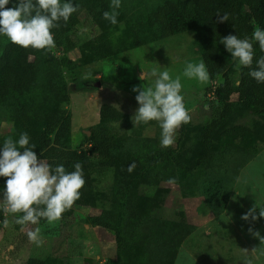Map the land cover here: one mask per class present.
Instances as JSON below:
<instances>
[{"label":"rangeland","instance_id":"1","mask_svg":"<svg viewBox=\"0 0 264 264\" xmlns=\"http://www.w3.org/2000/svg\"><path fill=\"white\" fill-rule=\"evenodd\" d=\"M163 1L120 0L121 6L115 9L117 23L112 24L103 17L105 11L114 10L110 7L112 0H106L104 9L99 0H72L79 9L71 15L67 35L75 47L66 55L75 62L62 69L69 100L63 102L58 98L60 94L56 97L47 90L42 66L30 91H11L0 101V142L3 146L8 138L18 141L24 132L30 139L48 118H59L67 109L71 125L64 144L90 152L89 127L99 122V107L107 103L125 114L119 122L104 124L116 140L115 154L120 160L143 152L170 150L174 159L179 158L191 168L182 169L174 163L148 171L140 168L143 175L138 177L126 176L117 168L94 173L93 187L84 198L87 203L75 202L51 224L45 218L35 225L16 224L22 212L5 216L4 185L0 190V264H24L30 257L51 256L60 258L63 264H117L115 236L89 222L92 214L113 207L124 220L122 229L125 233L128 230L126 237L132 247L120 264H244L246 259L264 264V245L249 232L252 228L264 236V217L255 221L242 219L254 205L264 207V120L245 109L237 93H233L225 119L210 136V158L197 161L204 150L202 126L214 116L208 105L213 103V90L222 77L200 82L183 75L188 63L203 61L201 51L205 45L200 27L151 41L156 28L148 24L147 17ZM173 1L191 7L188 0ZM8 39L0 35V52ZM221 41L213 44L229 62L231 81L237 85L242 65ZM62 47L55 45L49 50L59 59L64 55ZM98 48L115 54L97 60ZM153 68L168 71L173 79L180 77L181 94L191 116L190 122L184 124V135L179 127L169 147L161 146L159 121H133L140 107L133 88L153 86ZM143 71L149 76L141 81ZM23 114L29 116L22 118ZM238 126L244 129L237 130ZM90 155L96 161L91 152ZM173 178L176 182L169 183ZM136 208L141 221L133 229L126 218ZM5 219L7 227L3 225ZM36 228L40 229L39 244L27 236Z\"/></svg>","mask_w":264,"mask_h":264},{"label":"trees","instance_id":"2","mask_svg":"<svg viewBox=\"0 0 264 264\" xmlns=\"http://www.w3.org/2000/svg\"><path fill=\"white\" fill-rule=\"evenodd\" d=\"M188 1L191 7L179 5L173 0H164L149 13L147 22L156 28L155 33L151 35V41L200 27L202 42L205 45L201 51V56L209 71V78L214 79L218 75L222 77V81L213 90V103L208 105L214 116L202 126L201 130V144L204 150L197 161L203 162L210 158V136L225 119L231 105L230 97L233 93H237L238 99L245 109L259 115L264 120V83L257 82L249 75V72L256 68V61L264 56V51H261L258 42L255 41L253 44V64L251 67L242 66L237 85L231 81L229 62L213 44L216 40L230 34L244 39L252 35L255 27L264 29V0ZM99 2L104 9L106 0H99ZM16 3L18 0H11L6 7L11 8ZM225 13L229 15V20L223 23L219 22L217 14L223 15ZM71 20V16L67 22L61 20L59 26L52 29L55 45L63 46L64 55L59 59L53 56L49 49L24 48L8 39L0 52V101H4L11 91L17 94L30 91L42 66H44V82L47 90L56 97L57 94H60L61 97L58 98L63 102L69 100L62 69L75 62L74 59L66 55L69 50L75 47L71 37L67 35ZM114 54L111 50L104 51L98 48L95 59H106ZM83 57L84 53H81L80 58ZM83 62L86 63L88 60H83ZM28 116L23 114L21 117L27 118ZM124 116V112L111 104L104 103L99 107V122L89 127L90 134L87 137L89 151L96 158V161L92 160L90 152L86 150L77 151L64 144L71 125V117L67 109L62 111L59 118H48L37 133H31L30 145L36 146L34 151L37 152L38 157L52 168L63 165L66 171L71 172L75 170V163L80 162L82 164L86 183L81 189V196L76 201L77 204L84 205L87 203L84 198L93 187L92 175L94 173L101 174L109 168L120 169L124 175L131 177L143 175L140 168L148 171V169L170 163H174L182 169L191 168L182 163L179 158L174 159L175 156L170 150L161 153L143 152L141 155H135L134 158L120 160L115 154L116 140L110 129L104 124L119 122ZM28 125L29 123H26V126ZM236 129L241 131L244 127L238 126ZM184 133L185 125L182 124L180 134L184 135ZM0 148H2L1 142ZM133 164L135 165L133 168L135 172L131 173L128 168ZM7 179V177H0V190L6 185ZM150 201L151 203L154 202L153 199ZM34 207L36 206L34 205ZM113 209L114 207L99 214H92L89 217V222L104 228L115 236L117 264H120L123 257L129 256L132 247L126 237L128 230L125 233L122 229L125 224L124 220ZM130 211L126 221L135 229L139 226L141 216L137 208ZM131 236L132 238L135 237L133 233ZM24 264H63V262L60 258L52 256L44 259L30 257Z\"/></svg>","mask_w":264,"mask_h":264},{"label":"clouds","instance_id":"3","mask_svg":"<svg viewBox=\"0 0 264 264\" xmlns=\"http://www.w3.org/2000/svg\"><path fill=\"white\" fill-rule=\"evenodd\" d=\"M11 0H0V35L8 37L12 43L24 48L50 49L55 46L52 29L59 26L63 20L67 22L70 16L78 11L79 4L72 0H18L13 7H6ZM120 0H112L110 7L112 12L105 11L104 19L112 24L117 23ZM219 22H227L229 15L217 14ZM259 44L264 51V29L257 27L252 33L251 39H240L237 35H228L222 38L231 56L238 59L239 65L251 67L254 59V46L252 41ZM156 77L153 86H136V100L140 107L133 117L134 123L142 121H159L162 129L161 146L169 147L174 143L176 130L191 120L189 110L184 103L181 94V79L177 76L173 79L168 71L159 72L153 68L150 73ZM188 78H196L200 82L209 80V71L203 61L199 64L188 63L183 73ZM249 75L257 82L264 83V56L256 61V68ZM149 73L143 71L139 76L141 81L148 78ZM35 145H30L29 134L24 132L18 141L8 138L0 148V177H7L6 190L4 191L5 216L9 213H24L15 220L16 224H38L41 218L48 223L58 221L65 210L70 209L80 199L81 189L85 186L83 166L80 162L75 163L74 171H66L63 165L52 168L47 162L38 157ZM22 149V151H21ZM135 165H130L131 172ZM169 183H175L170 179ZM34 205L36 207H34ZM43 205L44 207H39ZM257 205L249 209L242 216L245 221L258 220L264 217V207L259 208V216L256 215ZM7 227L8 220L3 221ZM249 232L264 245V236L259 231L249 228ZM30 241L42 243L40 229L28 231ZM257 248L252 250L255 253ZM244 264H253L252 259H246Z\"/></svg>","mask_w":264,"mask_h":264}]
</instances>
